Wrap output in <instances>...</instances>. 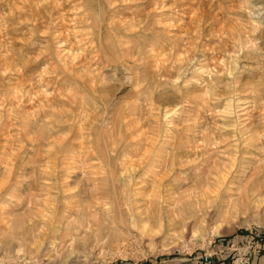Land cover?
I'll list each match as a JSON object with an SVG mask.
<instances>
[{
    "label": "rangeland",
    "instance_id": "1",
    "mask_svg": "<svg viewBox=\"0 0 264 264\" xmlns=\"http://www.w3.org/2000/svg\"><path fill=\"white\" fill-rule=\"evenodd\" d=\"M160 179L197 205L163 209ZM255 233L264 0H0V264H188Z\"/></svg>",
    "mask_w": 264,
    "mask_h": 264
},
{
    "label": "built area",
    "instance_id": "2",
    "mask_svg": "<svg viewBox=\"0 0 264 264\" xmlns=\"http://www.w3.org/2000/svg\"><path fill=\"white\" fill-rule=\"evenodd\" d=\"M246 246L244 252H241L236 246H228L220 243L215 247L208 246L207 250H202L194 255H189L188 259L191 264H211L213 256L218 253L227 251H236L237 255L235 259H239L236 263L235 259H232L233 264H250L251 260L257 255L264 246V236L261 233H255L252 239H246ZM228 255V253H227Z\"/></svg>",
    "mask_w": 264,
    "mask_h": 264
},
{
    "label": "bare ground",
    "instance_id": "3",
    "mask_svg": "<svg viewBox=\"0 0 264 264\" xmlns=\"http://www.w3.org/2000/svg\"><path fill=\"white\" fill-rule=\"evenodd\" d=\"M117 151V150H116ZM214 171V170H213ZM211 175H213V173L211 174ZM207 179L206 180H204L203 182H201L202 183V185H200V186H205V185H207V184H210V182H211V179H212V176L210 177V176H207L206 177ZM217 179H218V182L219 183H222V182H220L221 181V179L219 178V177H216ZM186 180V179H185ZM174 181H176V179L174 180ZM173 181V182H174ZM182 181H184V179L182 180ZM159 185H157V187L156 188H154V190H153V193L151 194L152 195V197H154V200L155 201H158L159 203L161 202L162 204H160V205H162V207H163V209L165 208L164 206H167V204H169L170 202H169V200H170V198H172V199H174V204H178V205H183V206H185V205H187V206H192L193 205V203L195 204V205H197L196 204V200H194V195L195 194H197L198 192H197V187H194V186H191V187H188L186 190H184L183 192H179L178 190L177 191H175V189L173 190L172 188L170 189L168 186H167V184L164 182V180L163 179H160L159 181ZM184 182H189V181H184ZM172 184H169V186H171ZM174 186V185H173ZM209 186H207V188H208ZM209 189V188H208ZM165 191H168V193H165ZM208 191V190H207ZM203 193V192H202ZM174 194H176V195H174ZM200 194V193H199ZM204 194V193H203ZM167 201H168V203H167ZM172 202V203H173ZM166 211H168V209H166ZM10 213V212H9ZM15 215V214H14ZM25 216H27V215H25ZM29 217H31V216H29ZM20 218V217H19ZM16 220H17V218H16ZM31 220V219H30ZM11 221V220H10ZM21 221V220H20ZM14 223V222H13ZM24 223V222H23ZM19 224H21V223H19ZM16 225V224H15ZM22 226V225H21ZM20 226V227H21ZM31 227V226H30ZM16 228H18V227H16ZM29 230H27L26 232H28ZM25 232V231H24ZM23 232V233H24ZM31 232V231H30ZM43 232V231H42ZM19 234V233H18ZM29 234V233H28ZM35 234V233H34ZM33 236V235H32ZM44 237V236H43ZM18 238V237H17ZM22 238V237H21ZM20 238V239H21ZM25 238V237H24ZM45 238V237H44ZM38 239V238H37ZM24 241V240H23ZM19 242V241H18ZM35 242V241H34ZM22 243H24V242H22ZM43 244V243H42ZM23 245L24 244H21V245H19V247H18V249L17 250H22L23 249ZM36 245H38V243L36 244ZM52 246L54 245L55 246V243L53 242L52 244H51ZM26 246V245H25ZM24 251V250H23Z\"/></svg>",
    "mask_w": 264,
    "mask_h": 264
},
{
    "label": "crops",
    "instance_id": "4",
    "mask_svg": "<svg viewBox=\"0 0 264 264\" xmlns=\"http://www.w3.org/2000/svg\"><path fill=\"white\" fill-rule=\"evenodd\" d=\"M227 261H228L227 255L219 254L215 256V258L213 257L211 264H227ZM188 262H189L188 264H191L190 261ZM134 264H155V263H153L152 261H149V262L148 261H145V262L134 261ZM156 264H159V263H156ZM250 264H264V246L261 249V251L257 255L254 256Z\"/></svg>",
    "mask_w": 264,
    "mask_h": 264
}]
</instances>
